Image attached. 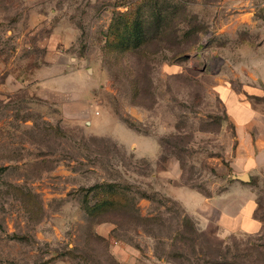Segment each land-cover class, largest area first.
I'll use <instances>...</instances> for the list:
<instances>
[{
    "label": "rangeland",
    "instance_id": "1",
    "mask_svg": "<svg viewBox=\"0 0 264 264\" xmlns=\"http://www.w3.org/2000/svg\"><path fill=\"white\" fill-rule=\"evenodd\" d=\"M50 2L71 55L45 69L25 52L0 99V264H264V230L194 208L239 171L220 88L264 115V0ZM25 14L0 0L2 19ZM41 67L79 91L40 96Z\"/></svg>",
    "mask_w": 264,
    "mask_h": 264
},
{
    "label": "crops",
    "instance_id": "2",
    "mask_svg": "<svg viewBox=\"0 0 264 264\" xmlns=\"http://www.w3.org/2000/svg\"><path fill=\"white\" fill-rule=\"evenodd\" d=\"M19 1L26 13L22 20L11 23V20L0 16V42L5 39L10 46L7 51L0 46V99L6 100H10L11 91L20 89L26 83L22 77L16 79L19 72H11L13 61L25 59L23 54L34 50L38 59L44 61L43 68H47L49 61L53 65H59V60L71 55L68 49L72 46L74 36L68 30V25L53 19L58 9L52 6L51 0ZM75 59L70 57L71 61ZM26 67H22V76L32 74ZM43 70L42 67L39 68V78H35L40 96L48 99L49 93L63 96L64 92L68 94L79 91L73 86V75L55 71V75L47 76ZM219 92L234 128V138L237 141L234 163L239 171L231 177L232 186L225 194L211 199H198L194 208L197 206L201 210L212 211L221 231L259 234L264 230V223L256 216L259 201L255 189L257 184H264V115L243 99L244 95L226 87H221ZM246 92L250 94L251 90ZM59 99L62 100L63 97ZM242 175L247 176V181L238 179Z\"/></svg>",
    "mask_w": 264,
    "mask_h": 264
},
{
    "label": "trees",
    "instance_id": "3",
    "mask_svg": "<svg viewBox=\"0 0 264 264\" xmlns=\"http://www.w3.org/2000/svg\"><path fill=\"white\" fill-rule=\"evenodd\" d=\"M149 42V41H148ZM102 202V204H108V205H112V206H110V207H115L114 209H122L121 207H120V204H117V203H114V199H112V200H106V201H101Z\"/></svg>",
    "mask_w": 264,
    "mask_h": 264
},
{
    "label": "water",
    "instance_id": "4",
    "mask_svg": "<svg viewBox=\"0 0 264 264\" xmlns=\"http://www.w3.org/2000/svg\"><path fill=\"white\" fill-rule=\"evenodd\" d=\"M238 179L242 181H247V176L246 175L238 176Z\"/></svg>",
    "mask_w": 264,
    "mask_h": 264
}]
</instances>
